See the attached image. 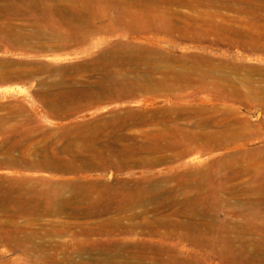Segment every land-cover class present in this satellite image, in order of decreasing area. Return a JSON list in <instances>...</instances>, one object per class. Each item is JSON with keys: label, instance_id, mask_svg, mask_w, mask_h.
Segmentation results:
<instances>
[{"label": "rangeland", "instance_id": "obj_1", "mask_svg": "<svg viewBox=\"0 0 264 264\" xmlns=\"http://www.w3.org/2000/svg\"><path fill=\"white\" fill-rule=\"evenodd\" d=\"M31 2L0 0V264H236L231 248L252 258L245 264H264V0L161 5L160 12L196 39L164 31H84L82 23L58 17L69 0ZM94 153L124 167L56 169L62 160ZM73 183L97 187L101 196L93 197L119 200L110 203L121 209L89 218L41 214V205L56 210L65 199L84 204L72 201ZM152 184L163 189L152 195L155 201L147 190ZM122 185L139 201L121 204L129 198L125 190L115 195ZM106 218L118 226L91 228Z\"/></svg>", "mask_w": 264, "mask_h": 264}, {"label": "bare ground", "instance_id": "obj_2", "mask_svg": "<svg viewBox=\"0 0 264 264\" xmlns=\"http://www.w3.org/2000/svg\"><path fill=\"white\" fill-rule=\"evenodd\" d=\"M70 2H69V4H65L64 5V7H68V6H70V9H71V7H75V9L77 8L76 6L77 5H80L81 7L82 6H84V7H82L83 9H76V10H74L73 8H72V10L73 11H70V10H63V8L64 7H62V8H60V14H61V16H58V17H60V19L61 20H63V21H66V22H72V24L74 23V22H79V23H82L84 26H86V27H84L83 29H84V31L85 30H87V31H89V32H93V31H103V30H107V31H117V30H127V31H131V32H136V33H139V34H149V32H152L153 33V31H164V32H166V33H169V34H173V33H177V35L179 36V37H183V38H185V37H187V38H193V39H196V37H199L200 38V36L198 35V36H196L195 37V34L193 35V33H192V35L191 36H189V35H187L184 31L182 32L181 30H183V27L184 26H181L180 27V22H179V24L180 25H178L177 23H173L172 22V19L169 17V16H166L164 13H162V12H160L161 11V5H163V4H166L167 6H170L171 4H177V5H186V6H192L193 5V1L194 0H69ZM60 2H61V0H60ZM96 2V3H95ZM101 2H103L104 3V5H102V4H100ZM253 2V1H252ZM32 4V7H36L37 6V4L39 3V0H32V2H31ZM62 3V2H61ZM65 3V2H64ZM264 3V2H263ZM263 3H261L262 5H263V9H264V4ZM59 4V3H58ZM195 4V3H194ZM227 5V4H226ZM79 6V7H80ZM93 6H95V7H93ZM228 6V5H227ZM261 6V5H260ZM86 8V9H85ZM168 8V7H167ZM227 8V7H226ZM251 8V7H250ZM257 8V7H256ZM16 9V8H15ZM62 9V10H61ZM92 9V10H91ZM102 9L104 10V9H116V10H113V11H115L113 14H108L109 16L107 17V16H105V13H102ZM13 10V9H12ZM247 10V9H246ZM251 10V9H250ZM16 11V10H15ZM110 11V10H109ZM212 11V10H211ZM170 12V11H169ZM106 13H107V11H106ZM179 13H181V12H179ZM179 13H177V15L179 16ZM170 14V13H169ZM182 14V13H181ZM197 14V13H196ZM2 15V14H1ZM107 15V14H106ZM186 15V14H185ZM181 16V15H180ZM182 16H184L183 14H182ZM216 16V15H215ZM264 16V15H263ZM186 17V16H185ZM201 18V17H200ZM228 18H230V17H228ZM240 18V17H239ZM261 18V17H260ZM97 19H99V20H101V21H104V26H98V24H95V21L97 20ZM180 19H182V17L180 18ZM183 19H184V17H183ZM245 19V18H244ZM210 20V19H209ZM179 21V20H178ZM220 22V21H219ZM230 22V21H229ZM222 23V22H221ZM76 24V23H75ZM248 24V23H247ZM100 25V24H99ZM227 25H228V23H227ZM230 26V25H229ZM67 27V26H66ZM187 27V26H186ZM193 27H194V25H193ZM201 27V26H200ZM212 27V26H211ZM222 27V26H221ZM246 27V26H245ZM190 28H192V27H190ZM195 28V27H194ZM203 28H204V26H203ZM225 28V27H224ZM50 29V28H49ZM82 29V30H83ZM188 29V28H187ZM187 29H185V31H188ZM193 29V28H192ZM210 29V28H209ZM230 29V28H229ZM228 29V30H229ZM76 30H77V28H76ZM191 30V29H190ZM194 30V33H195V29H193ZM225 31H227V29L225 30ZM190 32V31H189ZM191 32H192V30H191ZM205 32V31H204ZM257 32V31H256ZM206 33V32H205ZM217 33V32H216ZM254 33V32H253ZM78 34V33H77ZM158 34V33H157ZM189 34V33H188ZM225 34V33H224ZM223 34V35H224ZM232 34V33H231ZM238 34H239V36H243V35H245L244 34V32L242 33H240V32H238ZM243 34V35H242ZM72 35H74V34H72ZM154 35V34H153ZM111 36V35H110ZM147 36V35H146ZM152 36V35H151ZM165 36V35H164ZM226 36V35H225ZM233 36H234V34H233ZM248 36V35H247ZM58 37V36H57ZM67 37V36H66ZM113 37V36H112ZM131 38V37H130ZM161 38V37H160ZM202 38V37H201ZM221 38V37H220ZM108 39V38H107ZM144 39H146V38H144ZM153 39V38H152ZM198 39V38H197ZM233 39V38H232ZM52 40V39H51ZM104 40V39H103ZM45 41V40H44ZM62 41V40H61ZM251 41V40H250ZM253 41V40H252ZM155 42V41H154ZM167 42V41H166ZM218 42V41H217ZM224 42H226V41H224ZM52 43V42H51ZM63 43V42H62ZM221 43V42H220ZM229 43V42H228ZM66 44V43H65ZM103 44V43H102ZM150 44V43H149ZM49 45V44H48ZM54 45L55 44H53V46H51V47H54ZM128 45V44H127ZM242 45V44H241ZM62 46V45H61ZM136 46H138V45H136ZM140 46V45H139ZM142 46V45H141ZM48 47V46H47ZM58 47V46H57ZM66 47V46H65ZM146 47V46H145ZM165 47V46H164ZM42 48H43V46H42ZM167 49V48H166ZM150 50H152V49H150ZM113 51H114V49H113ZM166 51V50H165ZM107 53V52H106ZM110 53H111V51H110ZM149 54H150V52H148ZM126 54V53H125ZM146 54V53H145ZM121 57V56H120ZM136 57V56H135ZM152 58V57H151ZM162 58V57H161ZM158 60L160 59L159 57L157 58ZM165 60H166V58H165ZM143 61V60H142ZM157 61V60H156ZM164 61V60H163ZM170 61V60H169ZM166 62V61H165ZM97 63V62H96ZM109 63V62H108ZM195 64V63H194ZM198 64V63H197ZM218 64V63H217ZM112 66V65H111ZM124 66V65H123ZM170 66V65H169ZM208 66H209V64H208ZM217 65H215V67H216ZM142 67V66H141ZM171 67V66H170ZM170 67H169V69L168 68H165V70H169L170 72H172V74L174 73L175 75H178V72H175L174 70H172V69H170ZM182 67V66H181ZM200 67V66H199ZM223 67V66H222ZM228 67V66H227ZM159 68V67H158ZM213 68H214V66H213ZM229 68V67H228ZM240 68H242V67H240ZM100 69V68H99ZM108 69V68H107ZM120 69V68H119ZM141 69V68H140ZM193 69V68H192ZM205 69V68H204ZM215 69V68H214ZM224 69V68H223ZM231 69V68H230ZM145 70V69H144ZM155 70V69H154ZM164 70V69H163ZM217 70V69H216ZM232 70V69H231ZM240 70V69H239ZM99 71H101V70H99ZM168 71V72H169ZM178 71H180V70H178ZM211 71V70H210ZM214 71V70H213ZM106 72V71H105ZM164 72V71H163ZM216 72V71H215ZM222 72V71H221ZM166 73H167V71H166ZM184 73V72H183ZM186 73V72H185ZM90 74V73H89ZM109 74V73H108ZM170 74V73H169ZM172 74H170V75H172ZM219 74H221V73H219ZM222 75V74H221ZM173 76V75H172ZM184 76V75H183ZM182 76V77H183ZM136 77V76H135ZM174 77V76H173ZM179 76H177V78H174L175 79V81H176V79H179L178 78ZM197 78V77H196ZM223 78V77H222ZM173 79V80H174ZM254 79V78H253ZM99 80V79H98ZM137 80V79H136ZM147 80H149V78L147 79ZM152 80V79H151ZM166 80H169V79H167L166 78ZM172 80V81H173ZM246 80V79H245ZM247 80H249V79H247ZM116 82H117V80H115ZM170 81V80H169ZM87 82V81H86ZM134 82V81H133ZM138 82V81H137ZM158 82H160L159 80H158ZM181 83V80H177L176 81V84H178V83ZM244 82H246V81H244ZM95 83V82H94ZM148 83H149V81H148ZM147 83V84H148ZM136 84V83H135ZM126 86V85H125ZM128 88V87H127ZM227 88V87H226ZM154 89V88H153ZM121 90V89H120ZM226 90V89H225ZM235 91V90H234ZM77 92V91H76ZM75 93V92H74ZM114 93V92H113ZM129 93V92H128ZM258 93V92H257ZM112 94V93H111ZM156 94V93H155ZM85 96V95H84ZM50 97V96H49ZM145 97V96H144ZM149 98H151V97H149ZM255 98V97H254ZM262 98V97H261ZM51 99V98H50ZM53 99V98H52ZM146 99V98H145ZM153 99V98H152ZM41 100V99H40ZM47 100V99H46ZM106 100H108L107 98H106ZM149 100V99H148ZM67 101V100H66ZM65 101V102H66ZM143 101V100H142ZM150 101V100H149ZM263 101V100H262ZM52 104V103H51ZM76 107V106H75ZM82 107V106H81ZM148 107V106H147ZM80 109V108H79ZM180 110V109H179ZM128 112V111H127ZM168 113V112H167ZM122 114V113H121ZM138 114V113H137ZM149 114H151V112L149 113ZM185 114V113H184ZM186 114H187V112H186ZM203 115V114H202ZM182 116V115H181ZM145 117V116H144ZM171 117V116H170ZM158 118V117H157ZM174 118V117H173ZM172 118V119H173ZM176 118V117H175ZM105 120V119H104ZM152 120V119H151ZM156 121V120H155ZM153 122V121H152ZM205 122V121H204ZM149 123V122H148ZM150 123H151V121H150ZM206 123V122H205ZM154 124V123H153ZM135 125V124H134ZM147 126V125H146ZM201 126V125H200ZM208 126V125H207ZM127 127V126H126ZM130 127V126H129ZM140 127V126H139ZM139 127H138V129H139ZM144 127V126H143ZM150 127V126H149ZM158 127V126H157ZM110 128V127H109ZM134 128V127H133ZM136 128V127H135ZM163 128V127H162ZM199 128V127H198ZM131 129V128H130ZM137 129V130H138ZM150 129V128H149ZM174 129V128H173ZM157 130V129H156ZM91 131V130H90ZM111 131H113V130H111ZM125 131V130H124ZM143 131V130H142ZM166 131V130H165ZM168 131V130H167ZM139 132V131H138ZM157 132V131H156ZM162 132V131H161ZM101 133V132H100ZM152 133H153V131H152ZM164 133V132H163ZM162 133V134H163ZM170 133V132H169ZM181 133V132H180ZM190 133V132H189ZM86 134V133H85ZM89 134V133H88ZM103 134V133H102ZM142 134V133H141ZM156 134V133H155ZM165 134V133H164ZM138 135V134H137ZM144 135H146V134H144ZM154 135V134H153ZM160 135V134H159ZM189 135V134H188ZM201 135V134H200ZM156 136V135H155ZM191 136V135H190ZM202 136V135H201ZM87 137V136H86ZM92 137V136H91ZM95 137V136H94ZM118 137V136H117ZM162 137V136H161ZM208 137V136H207ZM84 138V137H83ZM96 138V137H95ZM152 138V137H151ZM196 138V137H195ZM213 138V137H212ZM153 139V138H152ZM165 139V138H164ZM171 139V138H170ZM194 139V138H193ZM209 139V138H208ZM96 140V139H95ZM119 140H121L120 138H119ZM123 140V139H122ZM151 140V139H150ZM155 140V139H154ZM158 140V139H157ZM156 140V141H157ZM211 140V139H210ZM214 140V139H213ZM87 141V140H86ZM93 141V140H92ZM160 141V140H159ZM219 141V140H218ZM89 142V141H88ZM114 142V141H113ZM154 142V141H153ZM170 142V141H169ZM204 142V141H203ZM94 144V143H93ZM126 144V143H125ZM203 144V143H202ZM88 145H91V144H88ZM94 145H92V146H90L89 148L91 149V147H93ZM118 147V146H117ZM123 147V146H122ZM126 147H128V146H126ZM150 147V146H149ZM94 148V147H93ZM131 148V147H130ZM165 148V147H164ZM144 149V148H143ZM158 149V148H157ZM166 149V148H165ZM164 149V150H165ZM168 149V148H167ZM92 150H94V152H95V148L94 149H92ZM152 150V149H151ZM161 150V149H160ZM124 151V150H123ZM148 151H150V149H148ZM147 151V152H148ZM170 151V150H169ZM180 151V150H179ZM182 151V150H181ZM121 152V151H120ZM128 152H129V150H128ZM156 152H157V150H156ZM91 153V152H90ZM89 153V154H90ZM125 153H127V152H125ZM150 153V152H149ZM160 153V152H159ZM158 153V154H159ZM121 154H124V152L122 153L121 152ZM131 154V153H130ZM148 154V153H147ZM162 154V153H161ZM163 154H165V153H163ZM162 154V155H163ZM167 154V153H166ZM179 154V153H178ZM80 155H81V153H80ZM125 155V154H124ZM161 155V156H162ZM121 156V155H120ZM123 156V155H122ZM133 156V155H132ZM160 156V155H159ZM165 156V155H164ZM170 156V155H169ZM59 158H60V156H59ZM133 158V157H132ZM138 158V157H137ZM163 158V157H162ZM20 159V158H19ZM23 159V158H22ZM62 159V158H61ZM60 159V160H61ZM74 159V158H73ZM80 159H82V158H80ZM121 159H122V157H121ZM134 159H135V157H134ZM160 159V158H159ZM131 160V159H130ZM150 160V159H149ZM63 161V160H62ZM62 161H61V163H56L55 165H56V169H59V170H63V171H66V172H69V173H75L76 171H81V170H96V169H100V168H110V167H113V166H115V165H118V166H123V163H124V161H119V160H116V161H114L113 159H111V158H107V157H104V155H101V154H96L95 155V153L93 154V155H88L87 157H83V159L82 160H78L79 162H77L75 159H74V161L73 160H70L69 162H66L65 164L64 163H62ZM76 161V162H75ZM158 161V160H157ZM55 162V161H54ZM137 163H139V162H137L136 161V164ZM157 163V162H156ZM163 163V162H162ZM49 164V163H48ZM147 164V163H146ZM149 164V163H148ZM152 164H153V162H152ZM140 165H142V164H140ZM157 165V164H156ZM148 166V165H147ZM226 166V165H225ZM124 167V166H123ZM168 169V168H167ZM257 169V168H256ZM224 170H226V169H224ZM232 172H233V170H231ZM224 172V171H223ZM225 173H226V171H225ZM200 174V173H199ZM202 174V173H201ZM81 175V174H80ZM229 175V174H228ZM173 176V175H172ZM189 176H191V175H189ZM193 176V175H192ZM194 176H197V175H194ZM225 176V175H224ZM234 176V175H233ZM202 177V176H201ZM169 178V177H168ZM221 178V177H220ZM226 178V177H225ZM230 178V177H229ZM83 179V178H82ZM185 179V178H184ZM231 179V178H230ZM84 180V179H83ZM182 180V179H181ZM190 180V179H189ZM188 180V181H189ZM183 181V180H182ZM185 181V180H184ZM198 181H200L199 179H198ZM214 181V180H213ZM201 182V181H200ZM77 183H79V182H77ZM77 183H73V184H76L75 186H72L73 187V191H72V195H73V197L75 198V199H73L72 201H74V200H80V198L82 199L81 201H86L84 204H81L79 201H77V203L79 202L80 204H79V206H73V205H71V203L72 202H70V200L68 201V200H66L65 199V201H62V203H59L58 204V206H53V207H55V209L56 210H53L52 209V207H50L51 205H52V203H51V205L50 206H47L48 204H46V205H41L40 206V210H41V208H42V212H41V214H44V215H54V214H59V213H63L62 214V216L64 215V216H69V217H75L76 218V216H82V217H84V218H89V217H92V216H101L102 217V215H105V214H111L110 212L113 210V212L115 211V212H117V211H119L120 209H119V207H118V204H119V200H117V202H115L116 200H109L108 198H106V199H100V197L99 196H101L100 195V192H98V188L97 187H93L92 185V187H84L85 189H83L82 187L80 188L79 186H78V188L76 187L77 186ZM81 183H83V182H81ZM86 183V182H85ZM155 183V182H154ZM158 183V182H157ZM180 183H184V182H181L180 181ZM188 183V182H187ZM195 183V182H194ZM193 183V184H194ZM84 184V183H83ZM91 184V183H90ZM160 184V183H159ZM177 184H179V183H177ZM72 185V184H71ZM82 185V184H81ZM115 185H117V184H115ZM127 185V184H126ZM125 185V186H126ZM184 185V184H183ZM190 185V184H189ZM192 185V184H191ZM90 186V185H89ZM97 186V185H96ZM98 186H101V185H98ZM114 186V185H113ZM113 186L111 187V186H109V187H111V188H113ZM117 186H120V185H117ZM128 186H130V185H128ZM178 186V185H177ZM182 186V185H181ZM180 186V187H181ZM185 186V185H184ZM197 186H198V184H197ZM256 186V185H255ZM70 187V186H69ZM105 187H108L107 185H105ZM116 187V186H115ZM132 187V186H131ZM135 187V186H134ZM139 187V186H138ZM179 187V188H180ZM192 187L194 188V187H196V185L194 186V185H192ZM200 187H201V185H200ZM260 187V186H259ZM140 188V187H139ZM175 188H177V187H175ZM182 188V187H181ZM185 188V187H184ZM191 188V187H190ZM189 188V189H190ZM192 188V189H193ZM202 188V187H201ZM201 188L200 189H198V187H196V190H201ZM106 189V188H105ZM109 190H110V188H108ZM107 189V190H108ZM125 189H127L126 187L124 188L123 187V185H122V187L119 189V190H117L118 192L117 193H115V195H124L125 193H126V190ZM129 189V188H128ZM166 189V188H165ZM178 189V188H177ZM112 190V189H111ZM125 190V192H124V194H123V191ZM148 191H149V193H150V198H152V200H154L155 201V199L152 197V195H158V194H160V193H162L163 192V189H162V186H159V185H154V184H152V185H150L149 187H148V189H147ZM171 190V189H170ZM184 191H185V189H183ZM187 190V189H186ZM193 190H195V188L193 189ZM192 190V191H193ZM131 191V190H130ZM129 191V192H130ZM138 191H139V189H138ZM141 191H143V190H141ZM165 191V190H164ZM167 191H168V188H167ZM177 191V190H176ZM176 191H174V192H176ZM111 192V191H110ZM112 192H114V191H112ZM116 192V191H115ZM122 192V193H121ZM180 192H182L181 191V189H180ZM254 192V191H253ZM120 193V194H119ZM131 193V192H130ZM165 193H166V191H165ZM168 193V192H167ZM170 193V192H169ZM185 193V192H184ZM187 193H189V192H187ZM195 193V192H194ZM102 194H103V192H102ZM136 194H138V193H136ZM164 194V193H163ZM177 194V193H176ZM200 194V193H199ZM203 194V193H202ZM207 194V193H206ZM247 194V193H246ZM94 195H99V196H96V197H93ZM104 195H105V192H104ZM126 196L128 195V194H125ZM145 195V194H144ZM168 195V194H167ZM166 195V196H167ZM185 195V194H184ZM196 195V194H195ZM249 195H251V194H249ZM35 196V195H34ZM38 196V195H37ZM37 196H35V197H37ZM106 196H108V197H110L111 196V198H113V197H115L114 195H113V197H112V195H106ZM159 196V195H158ZM157 196V197H158ZM180 196V195H179ZM182 196V195H181ZM187 196H188V194H187ZM193 196H194V194H193ZM77 197V198H76ZM104 197V196H103ZM120 197V196H119ZM127 197H129V198H127ZM127 197H124V199L126 200V198H127V201L126 202H124V201H122L121 200V204H122V202L123 203H125V205H127V206H131V205H133V204H135V202H137V200L138 199H140L139 197L140 196H136V195H131L130 196V194H129V196H127ZM141 197H143V196H141ZM161 197V196H160ZM163 197V196H162ZM205 197V196H204ZM33 198V197H32ZM62 198V197H61ZM79 198V199H78ZM116 198V197H115ZM118 198V197H117ZM122 198V197H121ZM146 198H147V196H146ZM180 197H178V199H179ZM182 198V197H181ZM200 198H202V197H200ZM199 198V199H200ZM5 199V198H4ZM20 199V198H19ZM19 199H18V201H19ZM45 199V198H44ZM44 199H40V198H38V199H36L35 198V200H44ZM49 199V198H48ZM48 199H47V201H48ZM72 199V198H71ZM123 199V198H122ZM123 199V200H124ZM157 199V198H156ZM159 199V198H158ZM162 199V198H161ZM160 199V200H161ZM166 199V198H165ZM3 200V199H2ZM8 200V199H7ZM10 200V204H12L14 201L12 200V199H9ZM13 202H12V201ZM35 200H33V201H35ZM141 200H143V199H141ZM150 200V199H149ZM169 200V199H168ZM190 200V199H189ZM193 200V199H192ZM4 201H6V199L4 200ZM4 201H3V203H4ZM17 201V202H18ZM20 201L22 202V199H20ZM28 201V200H27ZM26 200H25V202H27ZM36 201V202H37ZM110 201H112L111 203H113V202H115V203H118V204H116V206H112V204L110 203ZM139 201V200H138ZM8 202V201H7ZM12 202V203H11ZM16 202V201H15ZM24 202V203H25ZM30 202V201H29ZM49 202V201H48ZM74 202H76V201H74ZM73 202V203H74ZM167 202V201H166ZM192 202V201H191ZM190 202V203H191ZM200 202H202V201H200ZM158 203H160V206H162V202L160 201H158ZM174 203L176 204V200H170V203H169V206L171 207L172 205H174ZM187 203V202H186ZM193 203V202H192ZM203 203V202H202ZM2 204V203H1ZM19 204H21V203H19ZM18 204V205H19ZM28 204H30V203H28ZM32 204V203H31ZM38 204V203H37ZM41 204H42V202H41ZM44 204V203H43ZM54 204H56V202L54 203ZM76 204V203H75ZM114 204V203H113ZM163 204H164V202H163ZM181 204V203H180ZM179 204V205H180ZM183 204H184V201H183ZM199 204V203H198ZM6 205V204H5ZM22 205V204H21ZM27 205V204H26ZM39 205V204H38ZM77 205V204H76ZM166 205V204H165ZM178 205V204H177ZM185 205V204H184ZM2 206V205H1ZM6 206H8V203H7V205ZM13 206V205H12ZM17 206V205H16ZM23 206V205H22ZM73 206V207H72ZM122 206V205H121ZM120 206V207H121ZM2 207H4V206H2ZM15 207V206H14ZM17 207H21V206H17ZM28 207H32V206H29V205H27V208ZM123 207H124V205H123ZM122 207V208H123ZM166 207H168V205L166 206ZM173 207V206H172ZM181 207V206H180ZM4 208H6V207H4ZM8 208H10L9 206H8ZM13 208V207H12ZM11 208V209H12ZM16 208V207H15ZM24 208V207H23ZM26 208V210L24 209V212L25 211H27L28 209ZM124 208H126V207H124ZM183 208V207H182ZM185 208V207H184ZM190 208V207H189ZM1 210H2V208H0ZM14 209V208H13ZM12 209V210H13ZM17 209V208H16ZM22 209V208H21ZM161 209V208H160ZM173 209V208H172ZM177 209V208H176ZM179 209V208H178ZM186 209V208H185ZM11 210V211H12ZM15 210V209H14ZM20 210V209H19ZM33 212H35L34 210H36L37 211V209L35 208V206H34V208H32L31 209ZM30 210V211H31ZM151 210V209H150ZM150 210H147V209H145L144 210V212L146 213V212H148V211H150ZM153 210H156V207H153L152 208V211ZM174 210V209H173ZM186 210H188V208L186 209ZM18 211V210H17ZM29 211V212H30ZM181 211V210H180ZM179 211V212H180ZM2 212H5V211H2ZM14 212V211H13ZM16 212V211H15ZM20 212V211H19ZM22 213H23V210L21 211ZM28 212V211H27ZM32 212V213H33ZM121 212V211H120ZM176 212H178V210L176 211ZM183 212V211H182ZM181 212V213H182ZM185 212V211H184ZM187 212V211H186ZM185 212V213H186ZM39 213V212H38ZM38 213H36L35 212V214L38 216ZM144 213V214H145ZM174 213H175V211H174ZM15 214H17V213H15ZM19 214H21V213H19ZM31 214V213H30ZM34 214V213H33ZM40 214V215H41ZM172 214V213H171ZM202 214V213H201ZM27 215V214H26ZM26 215L24 214V216L26 217ZM133 215H135V214H133ZM177 215V214H176ZM187 215V214H186ZM203 215V214H202ZM201 215V216H202ZM10 216V215H9ZM17 216H19V215H17ZM22 216V215H21ZM28 216V215H27ZM30 216V215H29ZM35 216V215H34ZM60 216H61V214H60ZM12 217V216H11ZM20 217V216H19ZM13 218V217H12ZM16 218V217H15ZM186 218V217H185ZM204 218V217H203ZM104 219V218H103ZM201 220V219H200ZM204 220H206L205 218H204ZM191 220H189V222H190ZM172 222V221H171ZM195 222V221H194ZM198 222H200L199 220H198ZM198 222H196V223H198ZM210 222V221H209ZM70 222H68V224H67V226L69 225V227H73V226H75V225H73V224H69ZM79 223V222H78ZM77 223V224H78ZM176 223V222H175ZM175 223L173 224V223H170V227H173V226H177V224L175 225ZM195 223V224H196ZM212 223V222H211ZM210 223V224H211ZM93 224V223H92ZM92 224H90V225H92ZM118 224H119V222H118V220L116 219V221L115 220H112L111 218H110V220L109 219H107L106 218V220H104L103 222H101V223H98V224H93V227H91V228H94V227H102V226H118ZM150 224V223H149ZM165 224V223H164ZM164 224H162V223H157L156 225L158 226H160V227H163L164 226ZM167 224V223H166ZM189 224V223H188ZM190 224H191V222H190ZM189 224V225H190ZM194 224V225H195ZM82 225V224H81ZM87 225V224H86ZM85 225V226H86ZM148 225V224H147ZM179 226H182L181 224H179ZM178 226V227H179ZM185 226H186V228L187 227H189L187 224H185L184 223V229H185ZM195 226H197V225H195ZM68 227V228H69ZM146 227V226H145ZM183 227V226H182ZM210 227V226H209ZM209 227H207L206 226V228L208 229ZM243 227V226H242ZM67 228V227H66ZM79 228H81V227H79ZM233 228H235V227H233ZM196 229V228H195ZM197 230V229H196ZM212 230V229H211ZM239 230V229H238ZM245 230V229H244ZM194 231V230H193ZM201 231V230H200ZM175 232V231H174ZM222 232V231H221ZM228 232H230V230L228 231ZM250 232V231H249ZM14 234V233H13ZM196 234V233H195ZM208 234V233H207ZM228 234V233H227ZM233 234V233H232ZM236 234V233H235ZM241 234V233H240ZM194 235V234H193ZM202 235V234H201ZM203 235H204V233H203ZM205 236H207V235H205ZM210 236H211V234H210ZM216 236V235H215ZM239 236V235H238ZM185 237H186V235H185ZM187 237H188V235H187ZM190 237H193V236H190ZM224 237V236H223ZM229 237V236H228ZM231 237V236H230ZM233 237H235V235L233 236ZM199 238V237H198ZM205 238V237H204ZM207 238H209V239H212V238H210L209 236L207 237ZM241 238V237H240ZM187 239H189V238H187ZM209 239H208V241H209ZM213 239H214V237H213ZM212 239V240H213ZM225 239V238H224ZM232 239V238H231ZM234 239V238H233ZM190 240V239H189ZM203 240H206V239H203ZM230 240V239H229ZM233 241V240H232ZM194 242V241H193ZM233 242H235V241H233ZM210 243H212V242H210ZM224 243V242H223ZM16 244V243H15ZM201 244H202V242H201ZM225 245H226V243H224ZM229 245H230V242L228 243ZM213 245V244H212ZM215 245V244H214ZM221 245H223V244H221ZM228 245V246H229ZM234 245V244H233ZM211 246V245H210ZM227 246V245H226ZM244 246H246V244L244 245ZM214 247V246H213ZM230 247H231V245H230ZM234 247V246H233ZM235 247H237V246H235ZM240 247V246H239ZM212 248V247H211ZM226 248V247H225ZM227 248H229V247H227ZM23 249V248H22ZM236 249V248H235ZM245 249V248H244ZM152 250V249H151ZM222 251H225V250H223L222 249ZM259 251V250H258ZM230 252V255H228V257H230L231 256V259H233V261L234 262H236V264H242L243 263V261H245V263L251 258V257H248V255H244V254H241V253H239V252H236V250H233L232 248L230 249V250H228V252L227 253H229ZM249 252V251H248ZM252 252V251H251ZM159 253V252H158ZM163 253V252H162ZM243 253V252H242ZM257 253V252H256ZM222 254L224 255V253L222 252ZM247 254V253H246ZM258 254V253H257ZM256 254V255H257ZM108 256V255H107ZM110 256V255H109ZM241 256H243V257H241ZM252 256V255H251ZM221 257V256H220ZM254 258V257H253ZM260 258H263V257H260ZM229 259V258H228ZM252 259V258H251ZM157 260V259H156ZM163 260V259H162ZM260 260V259H259ZM258 259H257V261H259ZM262 260V259H261ZM127 261V260H126ZM165 261H166V259H165ZM164 261V262H165ZM225 262V261H224ZM263 262V261H262ZM100 263V262H99ZM161 263V262H160ZM245 263H243V264H245ZM248 263V262H247ZM251 263V262H250ZM107 264H111L110 262H108ZM125 264V263H124ZM140 264V263H139ZM234 264V263H233ZM263 264V263H262Z\"/></svg>", "mask_w": 264, "mask_h": 264}]
</instances>
